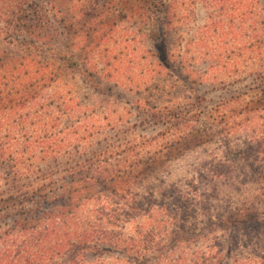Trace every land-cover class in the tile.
I'll return each instance as SVG.
<instances>
[{
	"label": "trees",
	"instance_id": "16d2710c",
	"mask_svg": "<svg viewBox=\"0 0 264 264\" xmlns=\"http://www.w3.org/2000/svg\"><path fill=\"white\" fill-rule=\"evenodd\" d=\"M10 1L0 0V40L15 45V28L34 30L45 21L37 13L31 26L22 7L27 0H15L14 6ZM148 2L150 12L161 19L155 35V46H162L158 59L177 61L184 68L202 60L209 67L206 74L216 79L252 77L256 98H235L230 109L234 128L228 133L245 132L243 147L235 145L231 155L222 156L224 162L214 157L199 169L215 184L209 190L199 193L193 179L168 184L161 201L154 188L139 194L127 187V167L118 170L103 160L111 154L108 159L121 167L115 155L122 152V162L132 168V162L140 161L134 147L112 148L85 159L83 147L73 142L74 136L84 142L87 130L83 135L69 124L60 128L76 109L71 97L52 91L53 63L38 61L39 56L18 61L0 50V264H222L224 253L232 264H264L260 253L233 258L240 243L248 248L264 241V0ZM198 2L209 23L185 42L182 27L195 15ZM50 7L59 13L57 5ZM65 24L62 19L60 25ZM65 37L68 48L67 31ZM48 50L50 60L77 70L72 55ZM101 84L98 81V89ZM228 125L222 123L221 131ZM79 155L82 160L75 162ZM61 159L69 163L62 178L51 168ZM230 183H236L238 192L251 183L256 195L239 203L228 201L219 193ZM94 187L98 189L93 195L87 194ZM193 241L202 248L184 255ZM102 249L104 259L99 257Z\"/></svg>",
	"mask_w": 264,
	"mask_h": 264
},
{
	"label": "rangeland",
	"instance_id": "374dc122",
	"mask_svg": "<svg viewBox=\"0 0 264 264\" xmlns=\"http://www.w3.org/2000/svg\"><path fill=\"white\" fill-rule=\"evenodd\" d=\"M10 2L13 6L17 3ZM51 3L57 5L59 13L50 7ZM22 7L25 21L31 26L38 19L37 13L43 16L44 25L39 23L34 30L28 26L23 30L15 28V45L0 40V50L18 61L39 56L38 61L53 63L56 83L52 84V91L67 99L71 97L76 109L69 121H61L60 128L69 124L78 127L81 134L87 130L84 142L81 136H74L73 142V146L83 147L85 159L112 148L134 147L140 161L132 162V168L122 162L126 159L122 152L115 155L121 167L113 158L108 159L111 154L103 160L115 164L118 170L127 167L126 178L130 181L126 182L127 187L139 194L154 188L158 201L162 199L161 191L173 181L186 183L194 179L198 181L199 193L215 185L208 181L209 173L199 169L212 163L214 157L218 162L223 155H231L235 145L243 147L245 132L228 133L234 128L230 109L235 98L242 96L245 101L256 98L258 89L252 77L244 76L237 81L216 79L206 74L209 67L202 60L184 68L177 61L158 59L156 55L162 46H155V35L161 28V19L150 12L148 0H27ZM193 11L195 15L182 27L185 42L200 35L209 23L201 3H195ZM56 14L58 18L54 19ZM62 19L67 23L65 27L60 25ZM66 31L70 37L68 48H64ZM48 49L72 55L77 70H69L62 60H50L52 54ZM188 69L196 75H190ZM98 81L102 82L99 89ZM227 121L228 130L222 132V123ZM79 156L73 160L80 162ZM66 162L61 159L56 165L51 164L60 178L66 175L69 165ZM235 185L220 187V196L239 203L256 195L251 183L239 192ZM97 189L94 187L87 194L93 195ZM195 222L196 229H200L199 221ZM255 242L257 245L248 248L240 243L234 248L233 258L264 254V241ZM194 243L184 255L202 248ZM99 255L104 259V249ZM222 264H232L227 253L223 254Z\"/></svg>",
	"mask_w": 264,
	"mask_h": 264
}]
</instances>
